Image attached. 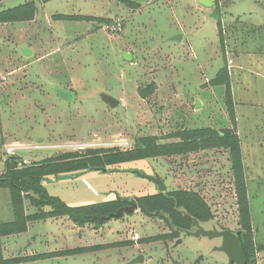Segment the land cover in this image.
<instances>
[{"label":"rangeland","instance_id":"rangeland-1","mask_svg":"<svg viewBox=\"0 0 264 264\" xmlns=\"http://www.w3.org/2000/svg\"><path fill=\"white\" fill-rule=\"evenodd\" d=\"M4 0L0 11L33 2L34 20L0 24V174L88 148L136 149L140 140L179 142V132L232 130L244 162L252 234L264 246V0ZM71 19L57 21L58 16ZM40 59V60H38ZM230 80L236 121L226 103ZM72 92V100L64 97ZM110 99L117 100L111 106ZM159 177L166 190L150 178ZM48 193L71 207L193 192L210 208L205 230L241 231L230 154L183 155L49 176ZM49 208H43L48 213ZM25 213L38 214L28 198ZM103 225L67 217L32 221L2 239L12 264H228L220 238L185 236L139 209ZM0 189V223L13 220ZM30 226V228H29ZM194 232L193 230H190ZM100 248L81 254L79 247ZM141 258V262L136 260ZM24 260V261H23ZM264 264V252L257 263Z\"/></svg>","mask_w":264,"mask_h":264},{"label":"trees","instance_id":"trees-1","mask_svg":"<svg viewBox=\"0 0 264 264\" xmlns=\"http://www.w3.org/2000/svg\"><path fill=\"white\" fill-rule=\"evenodd\" d=\"M2 1L4 0H0V2ZM125 3L131 8L139 6L136 2L127 1ZM36 13L37 6L33 2L3 10L0 11V24L30 22L34 20ZM58 18L60 20L71 19L69 16H58ZM212 83L215 86H225L227 108L232 122L235 123V108L228 76L221 72ZM174 137L180 141L159 145L157 138L150 137L140 140L136 149L131 151L124 152L116 147L108 149L88 148L84 151V156L65 154L56 160L51 159L25 167H18L14 158H11V161H6L7 170L5 173L0 174V189L10 190L11 208L14 217L12 221L0 223V264H12L22 261L4 258L2 239L27 232L28 224L32 221L67 217L78 227H84L88 224L103 225L114 219V217L102 221L99 220L100 218L107 217L128 204L126 200H119L92 206L71 207L48 193L42 184L44 178L151 158L183 155L213 148L229 151L241 226V231L237 235L247 258L246 264H256L257 254L264 252V246H257L252 234V217L247 195L242 148L238 136L232 130L217 132L212 129H198L179 132ZM25 198H28L32 207L39 211L38 214L26 215ZM137 204L142 214L153 219H164L174 232V237L178 235L177 229L189 230V225L193 224L192 220L186 215L200 223L211 221L213 218L210 208L198 194L193 192L158 193L140 198ZM45 207L50 209L48 213H43ZM93 249L100 248L76 249L69 251L67 254H81Z\"/></svg>","mask_w":264,"mask_h":264},{"label":"water","instance_id":"water-1","mask_svg":"<svg viewBox=\"0 0 264 264\" xmlns=\"http://www.w3.org/2000/svg\"><path fill=\"white\" fill-rule=\"evenodd\" d=\"M139 1V0H135ZM145 1V0H141ZM73 96L72 92H68L64 94V97L67 100H72ZM109 103L111 106H115L118 102L117 100L110 99ZM154 183L159 186V191L164 192L166 187L163 181L157 176L156 178H150ZM138 210V204L135 202H129L128 206L122 207L118 209L115 213L110 214L107 217H102L99 220L102 221L104 219L109 220L110 218H121L124 213H133ZM189 219L193 220V222L198 226L197 231L194 233L189 231H184L185 236H194V237H207L208 239L220 238L222 240V244L216 250L225 253L228 258V264H246L247 258L245 252L243 250L241 241L237 234L233 233L230 230L218 231L214 230H205L203 227L199 225V222L196 219L191 218L186 215ZM180 230V229H179ZM141 258L136 260L137 263L141 262Z\"/></svg>","mask_w":264,"mask_h":264},{"label":"flooded vegetation","instance_id":"flooded-vegetation-1","mask_svg":"<svg viewBox=\"0 0 264 264\" xmlns=\"http://www.w3.org/2000/svg\"><path fill=\"white\" fill-rule=\"evenodd\" d=\"M129 205V202H128V204H127V206ZM192 222H193V220H192ZM201 224H203V223H200L199 222V225L201 226ZM202 227V226H201ZM193 228H194V232L195 231H197V229H198V226L193 222V224H190L189 225V230H179V229H177L179 232H183V233H185L184 231H189V232H192V233H194L193 231H190V230H193ZM185 235V234H184Z\"/></svg>","mask_w":264,"mask_h":264},{"label":"crops","instance_id":"crops-1","mask_svg":"<svg viewBox=\"0 0 264 264\" xmlns=\"http://www.w3.org/2000/svg\"><path fill=\"white\" fill-rule=\"evenodd\" d=\"M134 2H136L137 3V1H134ZM138 8H139V6H137L136 8H134L136 11L138 10ZM61 16H65V15H61ZM57 21H60V19H56ZM38 60H40V59H38ZM72 225H73V227H76L77 229H82L83 227H78L77 225H75V224H73L72 223ZM29 228H30V226H29ZM85 247L84 246H82V247H79L78 249H84Z\"/></svg>","mask_w":264,"mask_h":264}]
</instances>
